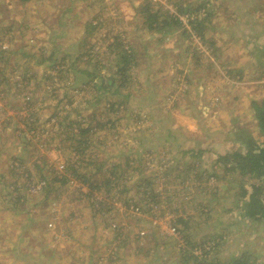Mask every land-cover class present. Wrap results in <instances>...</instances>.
Returning <instances> with one entry per match:
<instances>
[{
	"label": "rangeland",
	"instance_id": "374dc122",
	"mask_svg": "<svg viewBox=\"0 0 264 264\" xmlns=\"http://www.w3.org/2000/svg\"><path fill=\"white\" fill-rule=\"evenodd\" d=\"M146 5L182 24L151 27ZM263 100L264 0H0V264H264V220L230 208L258 178L217 180L222 199L206 179L219 153L264 139Z\"/></svg>",
	"mask_w": 264,
	"mask_h": 264
},
{
	"label": "trees",
	"instance_id": "16d2710c",
	"mask_svg": "<svg viewBox=\"0 0 264 264\" xmlns=\"http://www.w3.org/2000/svg\"><path fill=\"white\" fill-rule=\"evenodd\" d=\"M23 1H28V0H23ZM200 6V5H199ZM202 6V5H201ZM144 10L147 12V20L149 21V24L151 27L156 28L158 26L162 27L163 25H167L170 23H177V25L182 24V20L177 14L174 17H171L170 15H166L163 18L160 17L159 12L153 11L150 9L149 5H146ZM181 13L185 12L183 9H181ZM193 10L189 11L190 14H192ZM202 20V19H201ZM199 19L192 20L193 27L197 29V33L201 35V37H205L203 30L201 29L202 21ZM162 23V25H160ZM116 43L117 38L114 40ZM127 47H123V66H120L117 71H120L123 73V76L125 75L127 71V66L132 65L134 57L132 54L128 52ZM117 74L115 76H109V77H104L102 78L103 85L102 87L106 89H112V87H116L114 91H118L119 87L124 85V82L121 84L117 85ZM124 81L127 82V78L125 76ZM254 108L256 110V119L258 120V125L259 128L262 132V135L264 137V100L263 101H257L254 102ZM80 128V129H79ZM78 132H81L84 134L88 131V128H83L79 127ZM78 132L72 131L73 135L78 134ZM88 139L85 138L83 141L85 142ZM245 144H246V149L244 151L240 149H236L234 151H228L225 153H219L218 157L215 161V169L212 170L211 175L206 177L207 181H210L211 178L214 179V184H211L212 187H214V191H212V194L217 196L218 199H222L225 195L222 192H219L218 189L219 187L215 188V182L220 180L221 178H227L229 179V175H234L237 172L240 174H243L244 176H247V174H250L251 176H255L258 178L260 181L259 183H254L253 188L250 191L245 183L243 182L240 185V191L238 200L234 202V205L230 207L231 209H239L240 212L244 214L245 217H250L254 220H264V139L261 142H257L250 134L247 136V139H244ZM80 148H77L79 151ZM196 156H200L203 153V149H197L193 150ZM196 151V152H195ZM79 160H76L75 162H69V165H65V168L63 170V173H61V176H56L60 182L66 183L70 179H78L79 176L76 173H79V166L78 162L80 163L84 162L85 160H92V157L88 158H81L78 157ZM201 163H199L200 165ZM193 168V167H192ZM199 168V167H198ZM197 168V169H198ZM219 168L223 169L224 176L220 174ZM196 169V170H197ZM189 170V176L191 174V165H189L186 168V172ZM180 172V171H179ZM197 177H199L198 170L196 172ZM77 175V176H75ZM85 175H87L85 173ZM227 175V176H226ZM205 176L204 173H202V177ZM75 177V178H74ZM187 177V178H188ZM202 177H200L202 179ZM232 177V176H231ZM243 177V176H242ZM198 178V179H200ZM186 179V178H185ZM200 179V180H201ZM83 180L86 181L87 178L86 176H83ZM210 184L206 183V186L202 185V189L205 190L206 192H209L208 190H212V187L208 186ZM223 186H226L223 184ZM95 187V184H93V188ZM210 188V189H209ZM177 192L173 193V196H177ZM213 200V199H212ZM202 206V205H201ZM208 207V211L205 210L208 215H211L212 210H216L217 206L216 204H213L212 202L207 203L204 206ZM228 210H231V209ZM184 212H181L177 215L175 219V225L174 228L179 231L180 234H182L183 238L190 239L191 238V233L192 230L191 225H190V219L191 216L185 215L184 213H187L188 211L186 208H183ZM203 212V213H204ZM188 214V213H187ZM175 217V216H174ZM225 240V234L224 233H218V234H212V235H203L202 238L198 240V243H200L199 247L202 251V254L208 255L211 254L214 251H217L221 243ZM207 257V256H206ZM220 260V259H219ZM241 259L237 258V260L230 262L229 264H239ZM218 261V259H217ZM209 264H214V262H210ZM240 264H245V263H240Z\"/></svg>",
	"mask_w": 264,
	"mask_h": 264
}]
</instances>
